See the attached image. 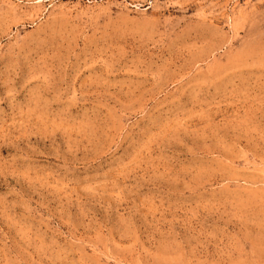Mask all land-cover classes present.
Returning a JSON list of instances; mask_svg holds the SVG:
<instances>
[{"label":"rangeland","instance_id":"1","mask_svg":"<svg viewBox=\"0 0 264 264\" xmlns=\"http://www.w3.org/2000/svg\"><path fill=\"white\" fill-rule=\"evenodd\" d=\"M0 264H264V0H0Z\"/></svg>","mask_w":264,"mask_h":264}]
</instances>
